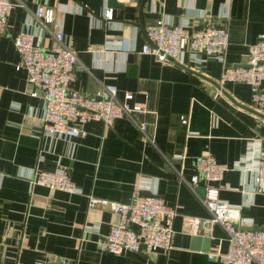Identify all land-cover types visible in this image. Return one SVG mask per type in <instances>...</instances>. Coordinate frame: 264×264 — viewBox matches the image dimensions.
Instances as JSON below:
<instances>
[{
    "label": "crops",
    "instance_id": "0c3cea01",
    "mask_svg": "<svg viewBox=\"0 0 264 264\" xmlns=\"http://www.w3.org/2000/svg\"><path fill=\"white\" fill-rule=\"evenodd\" d=\"M12 0L9 32L0 36V264H225L228 236L219 224L210 233L194 232L188 218L209 216L191 190L195 159L210 154L234 167L255 141L264 150V107L251 101L250 87L220 82L224 67L245 66L248 45L264 32V0ZM40 5L54 10L65 42L77 52L81 68L71 88L90 95L114 85L124 101L141 104L139 122L146 140L127 117L112 125L89 121L86 135L54 138L44 132L45 102L32 95L14 37L29 29L47 49L53 27L36 18ZM107 6L113 20L105 18ZM161 19L190 30L206 24L224 26L229 45L222 61L194 57L185 48L178 59L161 62L143 53L146 27ZM113 39L130 50L105 48ZM71 168L76 192L31 185L36 169ZM205 182L200 181L199 187ZM219 197L241 205L244 229L264 228V185L230 168L217 184ZM156 193L177 209L173 248L150 253L102 250L98 240L119 221L110 206L90 207L89 195L132 203L136 195ZM200 194V193H199ZM201 195V194H200Z\"/></svg>",
    "mask_w": 264,
    "mask_h": 264
},
{
    "label": "built area",
    "instance_id": "2783aa9c",
    "mask_svg": "<svg viewBox=\"0 0 264 264\" xmlns=\"http://www.w3.org/2000/svg\"><path fill=\"white\" fill-rule=\"evenodd\" d=\"M12 0H0V36L9 32V14ZM36 18L45 26H52L55 38L44 49L35 43L36 33L26 29L14 37L15 46L21 56L17 68L28 73L29 84L35 87L33 96L45 102L44 132L54 138H73L86 135L83 125L89 121H102L112 125L117 119L127 117L134 121L141 135L149 141L153 138L147 123L136 120L137 113L145 111L141 104L131 105L132 93L125 100L116 96L114 85L104 87L102 92L90 95L71 88L77 78L81 64L77 52L65 42V33L56 20L53 9L40 5ZM105 18L113 20V9L107 6ZM148 42L142 52L149 53L161 62L178 59L186 48L192 56L205 55L218 61L224 59L229 45L227 29L221 25L206 24L190 30L184 25L169 23L161 19L146 27ZM130 50L123 40L113 39L105 48ZM220 82H241L250 87L251 101L258 107H264V32L255 43L248 45L246 66L224 67ZM230 168L250 176L255 185H264V150L250 141L247 150L234 167L218 162L210 154L195 159L196 173L189 186L208 210L205 218L190 217L188 223L194 232L210 233L214 224L225 230L229 247L226 253L213 255L225 264H264V228L244 229L248 220L241 216V205H232L219 197L217 185ZM204 181L205 193L200 195L197 187ZM31 185H44L52 190L76 192L77 185L72 180L71 168L58 164L54 170L36 169L30 178ZM90 207L110 206L118 215L119 221L111 231L97 242L104 251L121 254L126 251L150 253L156 250L173 248L174 221L177 209L168 205L162 197L153 193H138L132 203H121L89 195ZM22 264V263H18ZM42 264H66L57 261H45Z\"/></svg>",
    "mask_w": 264,
    "mask_h": 264
},
{
    "label": "water",
    "instance_id": "95a60500",
    "mask_svg": "<svg viewBox=\"0 0 264 264\" xmlns=\"http://www.w3.org/2000/svg\"><path fill=\"white\" fill-rule=\"evenodd\" d=\"M141 2V17H142V7L144 6L145 4V1L146 0H138ZM108 3L110 6L114 7V8H117V7H120V8H123L124 7V4L123 3H120L118 2V0H108ZM246 66V65H245ZM197 191L201 194V195H204L205 193V187L201 186V187H197Z\"/></svg>",
    "mask_w": 264,
    "mask_h": 264
}]
</instances>
